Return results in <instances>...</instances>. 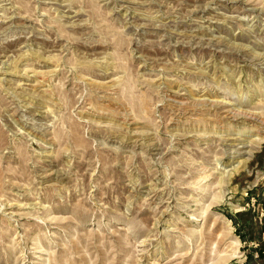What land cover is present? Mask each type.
Masks as SVG:
<instances>
[{
	"label": "rangeland",
	"instance_id": "rangeland-1",
	"mask_svg": "<svg viewBox=\"0 0 264 264\" xmlns=\"http://www.w3.org/2000/svg\"><path fill=\"white\" fill-rule=\"evenodd\" d=\"M0 264H264V0H0Z\"/></svg>",
	"mask_w": 264,
	"mask_h": 264
},
{
	"label": "bare ground",
	"instance_id": "bare-ground-1",
	"mask_svg": "<svg viewBox=\"0 0 264 264\" xmlns=\"http://www.w3.org/2000/svg\"><path fill=\"white\" fill-rule=\"evenodd\" d=\"M242 111V110H241ZM240 112V111H239ZM238 112V113H239ZM234 113V112H233ZM237 113V114H238ZM241 114V113H240ZM242 114H244V112H242ZM241 116V115H240ZM247 117V115H246ZM245 117V118H246ZM249 117V116H248ZM247 119V118H246ZM251 119V118H250ZM249 119V120H250ZM253 119H255V117H253ZM254 126V125H253ZM234 134V133H233ZM240 136H239V135ZM245 135V136H244ZM242 136H244L245 138H243ZM221 137V136H218ZM252 137V138H251ZM228 140H231L233 143L231 144L233 151L236 153H248L246 152V149L250 146V144L252 143H257V142H261V140L263 138L259 137V136H254V135H247V134H242V132H238L237 135L235 136H230L228 135V137L226 138ZM229 142V141H228ZM250 153V151H249ZM237 166H233L232 169H223V173L222 175H224V177L227 175H229L232 171H234L235 169H237L240 164L242 163V161H237ZM238 170V169H237Z\"/></svg>",
	"mask_w": 264,
	"mask_h": 264
},
{
	"label": "crops",
	"instance_id": "crops-1",
	"mask_svg": "<svg viewBox=\"0 0 264 264\" xmlns=\"http://www.w3.org/2000/svg\"><path fill=\"white\" fill-rule=\"evenodd\" d=\"M260 238V237H259ZM254 239H257V238H254Z\"/></svg>",
	"mask_w": 264,
	"mask_h": 264
}]
</instances>
